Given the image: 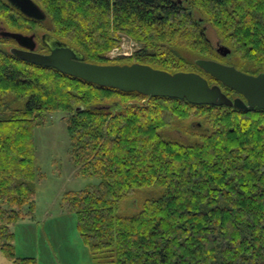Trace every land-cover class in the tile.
Listing matches in <instances>:
<instances>
[{"label": "trees", "instance_id": "obj_1", "mask_svg": "<svg viewBox=\"0 0 264 264\" xmlns=\"http://www.w3.org/2000/svg\"><path fill=\"white\" fill-rule=\"evenodd\" d=\"M34 1L46 14L43 29L88 62L197 72L243 98L196 64L218 56L212 33L231 49L221 57L226 63L264 73V0ZM122 35L139 47L110 60ZM4 44L0 248L11 264H37L17 256L11 225L33 212L40 178L33 129L55 110L68 115L79 174L100 178L65 197L96 264H264V109L122 91L25 60ZM190 117L204 128L198 141L161 134L175 118ZM144 186L158 190L139 212L119 214L122 200Z\"/></svg>", "mask_w": 264, "mask_h": 264}, {"label": "rangeland", "instance_id": "obj_2", "mask_svg": "<svg viewBox=\"0 0 264 264\" xmlns=\"http://www.w3.org/2000/svg\"><path fill=\"white\" fill-rule=\"evenodd\" d=\"M43 27L41 25V32L44 33L47 29ZM209 37L214 43L217 41L214 34L209 33ZM138 47L137 42L122 35L121 44L107 55L110 60L129 57ZM219 59L224 61L221 57ZM67 116L64 111L55 110L47 115L44 123L34 126L35 162L40 171L34 209L11 225L17 256L33 258L37 264H96L90 247L80 235L77 217L65 197L67 193L99 184L100 178L79 174L71 158ZM198 121L195 117L175 118L173 125L161 128L160 132L167 139L194 143L204 130ZM157 190L154 186L136 188L122 200L118 213L128 216L139 212L144 201ZM0 264H11L1 248Z\"/></svg>", "mask_w": 264, "mask_h": 264}, {"label": "water", "instance_id": "obj_3", "mask_svg": "<svg viewBox=\"0 0 264 264\" xmlns=\"http://www.w3.org/2000/svg\"><path fill=\"white\" fill-rule=\"evenodd\" d=\"M26 16L44 21L46 14L34 0H8ZM182 1L179 0V4ZM3 36L15 39L25 49L13 52L28 61L54 67L63 73L79 77L102 86L122 91H137L147 96H166L187 99L195 104L229 105L239 109L258 106L264 109V73L250 74L234 65L224 64L209 58L196 59V64L224 85L240 93L242 97L230 98L220 85H210L197 72H176L155 68L148 64H96L85 60L76 48L57 39L46 36L51 53L34 51L33 35L4 30ZM217 52L226 57L231 53L229 46L220 42ZM202 126L200 121L197 122Z\"/></svg>", "mask_w": 264, "mask_h": 264}, {"label": "flooded vegetation", "instance_id": "obj_4", "mask_svg": "<svg viewBox=\"0 0 264 264\" xmlns=\"http://www.w3.org/2000/svg\"><path fill=\"white\" fill-rule=\"evenodd\" d=\"M6 1L8 5L5 4L3 7H0V11L3 12V19H0V40L4 41L5 43L4 45L6 46V48L15 56L17 55L13 52L14 49L26 50V48L21 47L15 39L2 35V32L4 30H9L12 32H20L25 35H33L34 43H35L34 51L42 54L51 53V49L48 45L46 38V36L51 34L50 32H44V33L41 32L42 21L33 17L26 16L23 12H21L20 9L13 6L8 0ZM219 44L220 41H216L214 43L213 47L216 52H217V48L219 47ZM217 54L219 57L222 58H226L228 56L227 55L226 57H223L218 52ZM218 56L213 57V59L222 62L224 64H228L225 61H221ZM236 97H240V96H236Z\"/></svg>", "mask_w": 264, "mask_h": 264}]
</instances>
